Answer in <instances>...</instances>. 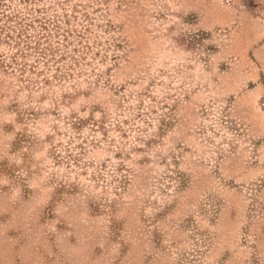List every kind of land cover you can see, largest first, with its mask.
Masks as SVG:
<instances>
[{
  "label": "rangeland",
  "instance_id": "1",
  "mask_svg": "<svg viewBox=\"0 0 264 264\" xmlns=\"http://www.w3.org/2000/svg\"><path fill=\"white\" fill-rule=\"evenodd\" d=\"M0 264H264V0H0Z\"/></svg>",
  "mask_w": 264,
  "mask_h": 264
},
{
  "label": "trees",
  "instance_id": "2",
  "mask_svg": "<svg viewBox=\"0 0 264 264\" xmlns=\"http://www.w3.org/2000/svg\"><path fill=\"white\" fill-rule=\"evenodd\" d=\"M37 44H39V45H40V43H39V42H38ZM37 44H36V45H37ZM41 53H43V52H41Z\"/></svg>",
  "mask_w": 264,
  "mask_h": 264
}]
</instances>
